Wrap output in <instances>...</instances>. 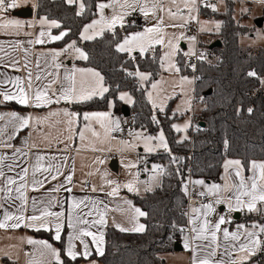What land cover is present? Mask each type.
I'll use <instances>...</instances> for the list:
<instances>
[{
	"label": "snow or ice",
	"instance_id": "6c2138e0",
	"mask_svg": "<svg viewBox=\"0 0 264 264\" xmlns=\"http://www.w3.org/2000/svg\"><path fill=\"white\" fill-rule=\"evenodd\" d=\"M29 2L30 0H0V30L14 32L19 35L25 28V24L18 19L8 18L7 14L10 10L27 6ZM66 2L72 5L76 3V0H66ZM258 2L264 4V0H258ZM218 3H223V0H217V3H211V0H110V2H100L94 5L98 10L99 19H93L91 23L84 26L80 38L82 40H93L97 36H102L105 32H110L116 38L115 51L117 53H126L132 61L138 59L133 53H138L139 57H147L150 54L151 60L158 63L159 67L165 72L179 74L181 68L177 66L175 57L181 51L179 46L181 40L187 39L192 45L189 51L184 53L185 56H197V59H201L203 53L197 55L195 50L196 36H186L184 31L169 33L167 29L183 30L192 21H195L200 25V31L210 30L207 27L210 22L200 21L199 13L201 8H210L212 12H217L219 10ZM32 7L35 8L37 5L33 3ZM109 8L112 10V14L106 16L105 11ZM85 10L86 4L81 0L76 15H84ZM246 11V9H242V12ZM135 13L141 14L145 20L151 18V26L143 28L142 31L127 32L126 35L119 36L117 27L121 29H126V25L131 27L132 21L128 18ZM38 23L42 28L58 29L61 27L56 20H49L47 17L39 19ZM28 26L32 27L34 25ZM214 27L218 31L221 24L215 23ZM25 34L31 35V33ZM67 35L68 32L63 30L58 35L40 31L35 41L29 40L28 43L45 44L61 41ZM158 46L164 49L162 53L158 52ZM14 48L20 49L22 45L16 43ZM0 51H3L2 45H0ZM23 51L25 57L23 63L19 59H13L11 63L3 64V57H0V66L10 67L16 72L25 73L23 76H5L4 79H0V104L14 101L24 107L42 109L53 104H60L62 101L69 105L84 103L96 96L103 98L104 94L109 92V88L105 86V77L99 71H94L91 68H73L65 71L61 78L59 74L61 63L57 61L65 53L71 51L75 53L77 59H88L85 52L77 47L76 41L67 44V47L62 50L40 53L39 56L45 57V62L44 65H41L40 59L37 58L34 64L35 69H37L35 72L29 66L32 63L27 58L29 50L24 49ZM48 58H50V63ZM188 67H191L193 71L196 70L194 64H190ZM49 69L53 70L50 71ZM78 74L79 79L77 78ZM2 75L4 74L0 73V76ZM127 75L136 77L140 82H147L150 80L152 73L142 72L137 66L135 71H127ZM247 75L256 77L257 73L249 71ZM178 83L181 94L187 96L184 86L186 84L191 85L193 80L182 76ZM260 83L264 85V79H261ZM7 85L12 87L8 88ZM151 87L157 95L154 98L153 93L149 92L148 100L153 109H158L159 112L163 113L166 106L165 102L172 97L167 94L161 95V92L165 90L161 89L159 82L152 83ZM119 99L125 103H132V97L127 93H122ZM182 104L186 106V110H191L190 99H185ZM176 111H181L180 106L177 107ZM252 111L253 109H248L249 114ZM80 119L79 113L70 111L68 108L51 110L42 117L30 114L20 115L15 111L0 113V122H3V127H0V146L12 147L11 144L2 139L9 128L12 129V133L7 136L9 141L22 129H31V131L40 135L49 148L52 147L53 142L63 144V149L59 150L64 153L69 151L70 142L77 135L80 141L83 142L86 139L85 133H90L96 142L104 144L113 139L111 135L113 132L121 131L120 121L113 119L111 113L108 112L84 113L82 116L85 122L83 130L77 132L74 130V125H77ZM152 120L159 123L155 115ZM95 124L99 125L102 132L95 129ZM56 125H61L62 128L59 135L52 137L48 129ZM190 126V120L183 127L172 125L177 132H187ZM65 133H67L66 136ZM129 135L133 136L136 141H142L144 151L147 153L160 148L170 151L163 131L158 136L144 135L140 132L129 133ZM187 139L188 137L185 135L184 140ZM154 141L155 143H153ZM224 143L225 148H227L228 141L225 140ZM121 144L126 148L136 147L134 143L127 140L121 141ZM27 147L29 151L22 153L25 157L30 156V150L38 148L39 145L32 143L27 144ZM76 150L79 151V149ZM91 150L102 152L105 150L111 151V148L92 147ZM21 152L20 148H15L14 156ZM9 159L12 162L5 164V161ZM68 159L67 155L63 157L55 155L45 157L36 154L34 163H29L28 167H22L17 164L14 157L0 155V209H4L3 219L0 220V229H16L23 226L37 232H52V240L61 245L58 249L47 240L28 238L26 242L33 246V250L30 253H25L29 257L27 264H68L69 261H76L78 258L87 260L92 255L91 246L93 245L98 255H104V232L92 231L96 226L103 228L108 223L106 219L108 206L104 205L101 208L102 200L73 198L66 209V215L65 210H51L61 202L55 199H49L46 202L44 200L38 201L36 198H30L27 195L30 187L32 191H37L43 187L45 181L57 180L60 176H64V181L58 187H55L53 191L59 192L61 188H64L65 191L71 193L72 188L65 187V184H72L73 175H66L62 171ZM46 160L47 164H45ZM96 162L102 164L104 161L97 157ZM172 162L177 163V158L172 157ZM5 167L8 172H14L16 167H20V171L17 173L19 180L6 175ZM126 167L135 168L136 164L130 162ZM223 168V185L217 183L208 185L202 179L189 180L188 183L181 181L184 194L190 200L194 196L209 199L207 203L201 202L199 207L190 205V211L183 213L184 216L188 217L186 224L190 227L187 229L185 227L178 228L179 232L184 234V249L192 253L191 264H249L252 257L264 252V161L253 160L250 164H244L238 159L226 160ZM29 169H31V180H29ZM71 171L74 173V166ZM145 171H147V168ZM246 171L251 174L246 176ZM152 172L154 175L150 177V181H154L155 185L145 182V192H152L154 187H159V178L165 174L183 176V172L179 168L176 169L175 173H172L167 172L160 165H153ZM37 173L43 175V179L37 178ZM92 174L89 173V175ZM104 177H107V173H104ZM106 183L112 186L111 190L105 193L107 196H117L121 187L137 194L140 191L137 187L138 179H133L122 186L114 180H106ZM189 184L200 186L201 190L199 192L190 190ZM91 191L93 193L103 192V185L99 189L93 186ZM30 199L32 214L26 215ZM124 203L131 208L130 201L125 200ZM219 205L226 206L227 214H221L217 211ZM84 208H87L88 211H84ZM9 209H13V211ZM133 211L134 215L130 219L132 227L126 228L120 224L115 225L120 232L143 233L145 231L144 224L137 223V220L139 217L146 216V213L139 208H135ZM238 212L255 213L260 217V220L252 222L250 227L246 226L245 223L237 224L235 231H229L227 227H222L231 224L233 222L231 214ZM214 214L215 219H210ZM89 217L94 218L88 219ZM173 227L175 228L177 225L173 224ZM66 228L71 229V232L67 234L65 242L62 233ZM168 239L171 241L172 237L170 236ZM221 240L224 242L223 244ZM63 257H67V261ZM90 264H95V262L92 261Z\"/></svg>",
	"mask_w": 264,
	"mask_h": 264
},
{
	"label": "trees",
	"instance_id": "16d2710c",
	"mask_svg": "<svg viewBox=\"0 0 264 264\" xmlns=\"http://www.w3.org/2000/svg\"><path fill=\"white\" fill-rule=\"evenodd\" d=\"M100 1L82 0L86 4L84 15L77 16L74 5L64 0H37V15L56 20L61 27L55 32L65 30L68 35L56 43L58 47L76 41L88 56L87 60L79 64L93 68L105 77V86L109 92L103 98L75 104L77 111L105 110L108 102L114 100L117 108L122 107L117 94L128 91L133 98V105L128 108L133 119L134 128H141L153 134L158 125L162 128L168 142L170 153L178 154L180 170L183 176L163 175L160 186L143 196L132 195L130 198L145 213L143 218L145 231L143 233H123L113 227H107L105 232L104 255L91 256L100 264H163L160 254L171 251L179 234L177 227L186 225L183 215L186 207V196L183 184L187 169H191V177L195 179L214 180L219 174L223 160L239 159L244 164L251 161H264V89L260 80L264 78V47L258 49L242 48L239 38L248 34V29L240 26L233 17V9L228 6L215 18L220 20L221 27L216 35L221 45L209 49L211 44L198 41L200 51L205 50L213 63L200 61L196 68L198 80L194 84L195 100L200 99L206 107L197 115L204 128L189 129V139L177 141V133L172 124L178 119L170 112V105L163 113L157 112L159 124L153 122V111L145 97V90L139 85L136 77L127 75V71L152 73L146 87L155 81L160 73L159 64L151 60V55L138 57L132 61L126 53L115 51L116 38L112 33L105 32L93 40L79 43V33L82 27L96 17L94 7ZM201 15H208L201 9ZM138 24L121 29L117 27L119 36L127 32L140 30ZM158 52L159 48L157 49ZM177 66L182 75H192L182 56L177 58ZM255 71L256 77H249L247 73ZM259 76V78H258ZM210 91V94H206ZM253 109L249 114L248 109ZM228 141L225 148L224 141ZM191 151V159L187 154ZM149 162L159 163L167 172H176V163L168 153H157L148 157ZM249 171L245 172V175ZM249 218H245L247 221ZM173 224L177 227H173ZM35 237L54 243L58 249L61 245L54 242L49 233L36 232ZM172 237L169 241V237ZM67 261V257H63ZM253 260L264 264V252L258 253ZM83 261H69L68 264H79Z\"/></svg>",
	"mask_w": 264,
	"mask_h": 264
},
{
	"label": "crops",
	"instance_id": "0c3cea01",
	"mask_svg": "<svg viewBox=\"0 0 264 264\" xmlns=\"http://www.w3.org/2000/svg\"><path fill=\"white\" fill-rule=\"evenodd\" d=\"M64 1L66 2V0H64ZM100 2H110V0H105V1H100ZM100 2H98V3H100ZM227 2L245 3V4H253V3L257 4V3H259L258 0H235V1H227ZM33 3H35L37 5V0H30L29 4L27 6L22 7V8H18L15 10H10L8 12V14H7L8 18H15V19L20 20L22 23L25 24V28L20 32L19 35L15 34L14 32H5L3 30H0V45L3 46V51H0V57H3V62H2L3 64H9V63H11V61L13 59H19V60H21V63H23L24 58H25L23 50L28 49L29 50V56L27 58L32 62L29 66L32 67L33 72H35V71H37V69H35L34 64H35V61L37 60V58L40 59L41 65H44V62H45V57L39 56L40 53H47V52L52 51V50H57V51L62 50L63 48L67 47V44L71 43L72 41L65 44L64 46H61V47H58L55 45L56 43H58L60 41L47 42L45 44H35V43L29 44L28 41L29 40L35 41V39L38 37V34L40 31L50 32L53 35H58L61 32V31L55 32L54 31L55 28H47V27L42 28L39 25V23H38L39 19L43 18L44 16H38L37 15V7L33 8L32 7ZM223 3H225V2H223ZM74 6H75V9L77 12L78 6H76V4ZM24 8H31L32 9V16L31 17L22 18V17H17V16L13 15L14 12H16L20 9H24ZM111 14H112V10L110 8L106 9L105 15L111 16ZM200 15H201V13H200ZM233 17H234V15H233ZM243 17L245 18V16H243ZM135 18H136L135 16H132V17H129L128 19L131 21L133 20L135 22L134 24H138L141 27V25L139 24L138 21H136ZM213 18H215V17L213 16ZM242 18L239 17V19L237 21L234 17L235 21L240 26L248 27L247 25L241 23V22H243V21H241ZM94 19H99V14H98L97 9H96V17ZM252 19L254 20V22L257 19H261V20L264 19V8L261 11V13H258V15L253 16ZM49 20H51V19H49ZM89 23H91V21L88 22L87 24H89ZM87 24H85L84 26H86ZM28 25H34V26L29 27ZM83 27H82L80 33L82 32ZM263 28H264V25L262 23V26L260 27V29H262V31H263ZM63 31H65V30H63ZM25 33H31V35H26ZM80 33H79V43H82L84 41H88V40H82L80 38ZM251 33H249V34H251ZM212 35H214V34H208L207 36L211 37ZM98 37H100V36H97L96 38H98ZM239 40H240V38H239ZM198 41H199V39H198ZM214 41H216V39ZM16 43H20L22 45V48L15 49L14 45ZM239 44H240V42H239ZM76 45H77V47H79L82 50L80 44L78 45L76 43ZM262 47H264V45L259 46L258 48H262ZM158 48H159V46H158ZM246 48L257 49L254 47H252V48L246 47ZM159 51H160V49H159ZM136 54H138V53H135L134 55H136ZM48 59H49V63H50L51 62L50 58H48ZM80 61H83V59H77L75 56V53H73L71 51H69L68 53H65L63 56H61L57 61L58 63H61V68L59 69V74H60L61 78L63 77L65 71H67V70H71L73 68H82V69H89L90 68V67H85V66L80 65L79 64ZM91 69H93V68H91ZM49 70L51 71L53 69H49ZM93 70L97 71L95 69H93ZM0 73L4 74V75L0 76V79H4L5 76H17V75L23 76V75H25L24 72H16L13 69H11L10 67H3V66H0ZM77 78L79 79V74H78ZM49 79H51V78H49ZM6 87L11 88L12 86L7 85ZM262 88L264 89V85H262ZM94 98H100V97L96 96ZM120 103L122 105L121 101H120ZM114 104H115V102H114ZM74 105L75 104H71V105L65 104L62 101L60 104H53L49 107H45L42 109H35V108H31V107H24V106L18 105L13 101V102H6L4 104H0V113H7L10 111H15L20 115H29L30 114L33 116H41L42 117V116L47 115L51 110H59V109H63V108H68L70 111L77 112L81 116V119L78 121V124L74 125V130L77 132L83 130V125L85 122L83 121L82 116L84 113L108 112V113H111L113 119H118L120 121L121 126H123L125 124L124 118H123V113H122V107H120V108L116 107L115 109H113V110L109 109L108 111L98 110V111H82V112H80V111L73 109ZM127 109H128V107H127ZM200 110H201V108H200ZM198 113L193 112L192 124H193L194 120L197 118ZM129 116H130V114H129ZM175 116L178 117V115H175ZM0 127H3V122H0ZM94 127L97 131L102 132V130L99 128L98 124H95ZM61 128H62L61 125H56L55 127L48 129V131L50 132L52 137H55V136L59 135V131ZM189 129H192V125ZM188 130H187V133H188ZM30 132H31V135H30ZM11 133H12V129L9 128L7 130V133L4 135V137L2 139L6 143L11 144L12 147L0 146V155H4V156L10 157V158L14 157L17 164L22 166V167H28L29 163H34V157L36 154L44 155L45 157L52 156V155H55L57 157H63L64 155H67L69 157V159L65 163V166L63 167L62 171L66 175L67 174L73 175L72 184H65V187H71L72 188V192L69 193V192L65 191L64 188H61L59 192L53 191V189L55 187H58L61 184V182L64 181V176H60L57 180L45 181L43 187L39 188V190H37V191H32L31 187H30L29 191L27 193V195L30 198H36L38 201L44 200L45 202L49 199H55L61 203L54 206L51 210L52 211L65 210L66 215H67L66 209L68 208L69 203L73 198H75V199L91 198V199L102 200L103 204H101L100 207L103 208L104 205L108 206V213L106 216L108 223L103 228H101L100 226H96L95 228L92 229V231H94V232L95 231H103L104 232V241H105V232H106L107 227H109V226L113 227L117 231H119V229L115 226L116 224H120L123 227L130 228V227H132V223L130 222V219L134 215L133 210L135 208H139L141 211H143L138 205L134 204L133 200L130 197L132 195L143 196L144 194H146V192H144V193L139 192V194H137L135 192H129L125 188L121 187L117 196L112 197V196H107L105 194L106 192L110 191L111 187H112L106 183V180H114L117 183L119 182L118 180H115L114 178H112L109 175L110 174L109 170L111 169V171L118 173L120 171V163H121L120 160L117 158V156L114 154H113L114 158L109 159V154H112L111 151L105 150V151L101 152V151H92L91 150L92 147L107 149L106 142L104 144H100L99 142H96L94 140V138L91 137L90 133H85L86 139H85V141L82 142V141H80V139L77 135L74 137V140L70 142L71 146L69 148V151L67 153H64V152H61L59 150V149H63V147H64L63 144H57L56 142H53L52 147L49 148V147H47L46 143L41 139L40 135H38L34 131H31V129H22L21 131L16 133V135L14 136V138L12 140L9 141L7 139V136ZM66 135H67V133H65V136ZM177 135H178V133H177ZM189 138L190 137L188 135V139ZM177 141L181 142L183 140H180L177 136ZM32 143L39 145V147L38 148H32L30 150V156H28V157L23 156L22 155L23 152L29 151L27 144H32ZM15 148H20L22 150V152L20 154H15V156H14V149ZM76 149H79V151H77ZM158 153L171 154L170 151H165V150L159 151ZM156 154H152V155H156ZM149 156H147L145 159V166H146L147 170H150L153 165H160L159 163L149 162L148 161ZM97 157L102 159L104 162L102 164L97 163L96 162ZM226 160H236V159L228 158V159L223 160L221 167H220L219 174L216 177V179H214V180L202 179V180H204L205 183L208 185H211L213 183L223 185V183H224V180L222 179V177L224 176L223 165H224V162ZM257 161L260 162L261 160H257ZM11 162H12V160L9 159V160L5 161V164L11 163ZM45 164H47V160L45 161ZM73 166L75 169L74 173L71 171ZM4 171H5L6 175L12 176L13 178L19 180L17 173L20 171V167H16L14 172H8L7 168L5 167ZM89 173H93V174L89 175ZM104 173H107V177H104ZM250 174L251 173L248 172L247 175H250ZM44 175H47V174H44ZM37 178L43 179V175H41L40 173H37ZM143 178H144V176H143ZM161 178H162V176L160 177V183H161ZM29 180H31V169H29ZM189 180L194 181L197 179L190 177ZM86 184H88V185L86 186ZM102 185L104 188L103 192L97 191V192L93 193L91 191V188L93 186H96L99 189ZM155 188H157V187H154V189ZM190 190H194L195 192H199L201 189H200V186H193L192 184H190ZM125 200L131 202V208H129V206L124 203ZM190 205L194 206V207H199V204H196L194 202H189L186 204V207H185L186 212L190 211V207H189ZM5 207H7V205H5ZM219 207L226 209V206H224V205H219ZM9 210L13 211V209H9ZM3 211H4V209H0V220L3 219ZM84 211H88V209L84 208ZM25 214L26 215L32 214L31 199L29 200L28 210ZM144 217L145 216L139 217L137 220V223L144 224V222H143ZM185 217H186V221H187L188 217L187 216H185ZM92 218H94V217H89L88 219H92ZM245 218H249V219H247V221H245L244 220ZM259 220H260V217H258L255 213H250V214L246 213V212L232 213V221L233 222L231 224H226L222 227H227L229 229V231H235L237 224L245 223L246 226L250 227L252 222L259 221ZM113 221H115V223H113ZM144 226H145V224H144ZM182 227H185L187 229L188 227H190V225L186 224L185 226H182ZM36 232L37 231H35L33 229L26 228L23 226L16 228V229H11V228H9L7 230L0 229V264H27L29 257L26 256L25 253H30L33 250V246L27 244V242H26L27 239L31 238V239H35V240H45V239L35 237L34 234ZM39 232H45V231H39ZM70 232H71V229L66 228L65 231L62 233V235L64 236V239H65V242L67 239V234ZM45 233H49L51 238H52V235H53L52 232H45ZM123 233H136V232H123ZM183 235L184 234L179 233V238L177 239V241L174 244L171 251H168V252H165V253H162L159 255V257L163 261V264H191L192 253L190 251L184 249V247H183ZM48 242L52 243L51 241H48ZM54 242H56V241H54ZM221 243L223 244L224 242L221 240ZM52 244L55 247H57L54 243H52ZM104 245H105V243H104ZM104 245H103V248H104ZM91 247H92V255L91 256L99 257L100 255H98L95 252V246L93 245ZM221 251H222V249H221ZM90 257L87 260L82 258L83 261L79 264H90V262H92V261H94L95 264H100L96 259H90ZM253 258L254 257L251 258V260L249 261V264H259L257 261L253 260Z\"/></svg>",
	"mask_w": 264,
	"mask_h": 264
},
{
	"label": "rangeland",
	"instance_id": "374dc122",
	"mask_svg": "<svg viewBox=\"0 0 264 264\" xmlns=\"http://www.w3.org/2000/svg\"><path fill=\"white\" fill-rule=\"evenodd\" d=\"M80 2H81V0H76V3H74L72 5L76 4V6H78V4ZM229 3H232V2L218 3V9L219 10L217 12H212L211 9L208 8V9H205L207 11L208 15H200V13H199V20L200 21L210 22L207 26L210 30L200 31V25L197 22L192 21L189 26H194L195 32L187 33V32H185L184 29L181 30V29H172V28L167 29V31L169 33H171V32L179 33L180 31H184L186 36H196L197 39H196V43H195V50L197 52L198 50H200L198 47V39L205 42V43H208V44L214 42V40L216 39V35H217L218 31L215 29L214 24L220 23V20L217 18H211V15L216 17V15L218 13H222L226 9V7L228 6L227 4H229ZM230 7H232V9H233V15L237 21H238L239 17L242 18L243 16H245V18L243 17L241 19V21H243L241 23L248 26V27H246L248 29V34L240 37V40H239L242 48L246 49V47H251V48L254 47V48L258 49L259 46H263L264 45V33H263L262 29L257 28L255 26V22L252 18H253V16L258 15V13H261V11L264 8V4H262V3H257V4H255V3H253V4L232 3V5ZM242 9H246L247 11L242 12ZM133 16L136 17L135 18L136 21H138L139 24L141 25V29L139 31H142L143 28H145V27L151 26V23H152L151 18H149L148 20H145L143 18V16L139 13H135V14H133ZM262 21H263V25H264V19H262ZM134 23L135 22L132 20V24H134ZM249 33H251V34H249ZM208 34H214V35H212L210 37V36H207ZM179 46H180L181 51L175 57V62L177 63V58L180 55L183 57L185 64L187 66L190 65L192 63V58H194V56L188 57V56H185L184 53L188 52L190 47H192V45L188 42L187 39H185V40L180 41ZM159 49H160V53H162L164 51L163 48H159ZM203 51H205V50H203ZM134 54L135 53H133V55ZM206 62L209 64L210 63L212 64L214 61H213V58L212 59L208 58L206 60ZM189 69L193 75L194 71L192 70L191 67H189ZM142 72H145V71H142ZM192 75H182L181 73L172 74L169 72H165L163 69L160 68V73L158 75V78L155 81L151 82L147 87H146V85H147L148 81L147 82H140L137 79L139 85L145 90V97H146V99H147V101H148V103H149V105L153 111V116L155 115L157 117V112H159V111H158V109H153L152 104L148 100V93L152 92L153 97L155 98L157 93H156V91H154L152 89L151 84L159 82L161 89L165 90L164 92H161V95L163 96L164 94H167V95L172 97L171 99H169L165 102L166 103L165 109L170 105L171 114L172 115H178V120H176L173 124L183 127V125L187 121L190 120L191 125H192V114H193V112H197V113L200 112V102H201L200 99H198L197 102L195 101V96H194L195 80H194V77ZM182 76H186L190 80H193V83L191 85L186 84L184 86L185 91L187 92V96L181 94V89H180V86L178 83L180 77H182ZM122 93H127L129 96H131V94L128 91H121L117 94V100L121 101L119 99V96ZM185 99L191 100V110L190 111L186 110V106L182 104V102ZM121 102H122V109L127 108V107L130 108L133 105V98H132V103H125L124 101H121ZM110 104L112 106H109ZM178 106H180V108H181V111H179V112L176 111ZM115 108H116V106L114 104V100L112 99L108 102L107 109L104 111H108L109 109L113 110ZM123 118H124L125 124H126L127 120H129L130 123L133 122L131 115L130 116L123 115ZM157 124H159V123H157ZM120 127H122V126L120 125ZM172 129L175 131V129L173 127H172ZM161 131H163V130L159 125H158L156 132L153 134H150L149 132L142 130L141 128H134L133 127L132 129H130L128 131L126 140L134 143L136 145L135 148H126L123 144H121V141H125V140H121L117 136L118 131L113 132L111 134L113 139L107 141L106 145H107V148H109V147L111 148L112 154L116 155L121 163H120V171L118 173H115V172L111 171V169L109 168L110 169L109 175L112 178H114L115 180H118L119 181L118 183L121 186L128 183L129 181H131L133 179H138L139 183L137 184V187L140 190L139 192H142V193L145 192L144 191L145 182L152 183L153 185H155L154 181H150V177L154 175V173L152 172V167L150 170L145 171V169H146L145 159L149 155L156 154L159 151H164V149L160 148V149H157L151 153H147L144 151L143 142L142 141H136L133 136L129 135V133L140 132V133H143L144 135L158 136ZM175 132L178 133V138L180 140H184L185 135H187V137H188L187 132H183V131H181V132L175 131ZM153 143H155V141ZM130 162L135 163L136 167L135 168L126 167V165L129 164ZM143 176H144V178H143ZM125 189L127 190V188H125Z\"/></svg>",
	"mask_w": 264,
	"mask_h": 264
},
{
	"label": "built area",
	"instance_id": "2783aa9c",
	"mask_svg": "<svg viewBox=\"0 0 264 264\" xmlns=\"http://www.w3.org/2000/svg\"><path fill=\"white\" fill-rule=\"evenodd\" d=\"M227 1H235V0H223V2H227ZM211 3H217V0H211ZM211 18H213L212 15H211ZM184 30H185V32H187V33L195 32V28H194V26H188V27H187L186 29H184ZM263 32H264V28H263ZM200 53H203V58H201V59H197V56H194V58H192V63H191V64H194V65L196 66V68H197V65H198V63H199L200 61H206V60L208 59V54H207L206 51H200V50H198V51H197V55H199ZM193 77H194V80H195V82H196V81L198 80V75L196 74V70L194 71ZM258 78H259V76H258ZM195 101L197 102L198 100H195ZM205 107H206L205 103L200 102V108L203 109V108H205ZM200 121H201V120H198V117L194 120V122H193V124H192V130H194L195 128L198 127V123H199ZM133 127H134V126H133V122L130 123V121L127 120L126 124H124V125L121 127V131H118L117 136H118L120 139H122V140L127 139V133H128V131H129L130 129H132ZM169 156H170V157H176V158H178L179 155H178V154L171 153V154H169ZM186 156H187V158L190 160V159H191V151H190ZM113 158H114V155H113V154H109V159H113ZM175 168H176V169H178V168L180 169V168H181V164H180L179 161L176 163ZM190 177H191V169L188 168V169H187L186 178H185V180H184L183 183H188ZM87 185H88V184H86V186H87ZM189 189H190V184H189ZM185 196H186V195H185ZM189 202H194V203H196V204H200L201 202L207 203V202H209V199H208V198H205V197L194 196L193 199L190 200L189 197L186 196V204L189 203ZM217 211L220 212L221 214H227V209H225V208H220L219 206H217ZM184 212H186V211H184ZM210 219H213V220H214V219H215V214H214L212 217H210ZM231 219H232V214H231ZM178 228H179V227H177V228L175 229V233H177V234L181 233V232H179Z\"/></svg>",
	"mask_w": 264,
	"mask_h": 264
},
{
	"label": "water",
	"instance_id": "95a60500",
	"mask_svg": "<svg viewBox=\"0 0 264 264\" xmlns=\"http://www.w3.org/2000/svg\"><path fill=\"white\" fill-rule=\"evenodd\" d=\"M13 15L17 16V17H22V18H29V17L32 16V9L31 8L20 9V10L14 12ZM262 23H263V21L261 19H257L255 21V25H256L257 28H260L262 26ZM220 45H221V43L218 40H216L213 43H211L209 49H212V48H215V47H220ZM206 94L207 95L210 94V91H208ZM122 113L125 116H129V112H128L127 108H123L122 109ZM198 126L200 128H204L205 127V123L204 122H199Z\"/></svg>",
	"mask_w": 264,
	"mask_h": 264
}]
</instances>
